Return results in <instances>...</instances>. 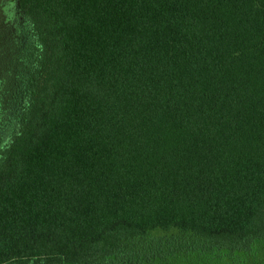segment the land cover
<instances>
[{
	"label": "trees",
	"instance_id": "obj_1",
	"mask_svg": "<svg viewBox=\"0 0 264 264\" xmlns=\"http://www.w3.org/2000/svg\"><path fill=\"white\" fill-rule=\"evenodd\" d=\"M0 264H105L157 230L264 239V0H17Z\"/></svg>",
	"mask_w": 264,
	"mask_h": 264
},
{
	"label": "rangeland",
	"instance_id": "obj_2",
	"mask_svg": "<svg viewBox=\"0 0 264 264\" xmlns=\"http://www.w3.org/2000/svg\"><path fill=\"white\" fill-rule=\"evenodd\" d=\"M17 7V0H0V137L11 131L9 91L24 29ZM141 242L144 255H119L105 264H264V239L249 252L220 250L200 236L176 230H157Z\"/></svg>",
	"mask_w": 264,
	"mask_h": 264
}]
</instances>
